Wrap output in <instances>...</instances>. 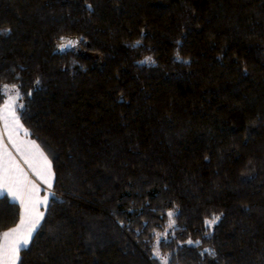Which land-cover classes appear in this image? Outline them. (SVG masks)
Masks as SVG:
<instances>
[{"label": "trees", "instance_id": "16d2710c", "mask_svg": "<svg viewBox=\"0 0 264 264\" xmlns=\"http://www.w3.org/2000/svg\"><path fill=\"white\" fill-rule=\"evenodd\" d=\"M4 29L54 170L18 264H264V0H0ZM19 218L0 196V235Z\"/></svg>", "mask_w": 264, "mask_h": 264}, {"label": "snow or ice", "instance_id": "6c2138e0", "mask_svg": "<svg viewBox=\"0 0 264 264\" xmlns=\"http://www.w3.org/2000/svg\"><path fill=\"white\" fill-rule=\"evenodd\" d=\"M89 9H91V5H87ZM11 29H4L0 30V35H4L7 33H10ZM62 43L59 45V48L61 51H63L66 48L69 47H76L77 44L80 43L79 40L73 41L68 40L66 43H64V37L60 38ZM137 44H139V41H137ZM179 59V57H177ZM152 58L148 57L145 61H141V63H146L151 61ZM184 63H188V61H183ZM154 63V62H153ZM36 85L40 84V80L37 79L35 81ZM20 86L19 85H8L3 84L0 85V99H2L5 95H7L9 92H15V96H9L7 100H5L4 107H3V113L7 117L9 114L11 115V118L14 122L18 123V117H16V110L19 108H22L23 105L17 104L16 102L20 99H22L21 93L19 91ZM26 95H31V93H27ZM15 146V145H14ZM32 147H35L34 143ZM17 151H22L23 154L27 155V150H21L19 147L17 148ZM42 155V154H41ZM208 157H205V160H207ZM26 163H29V161L26 159ZM31 167V164H29ZM46 168V174L45 172H37L36 175L39 179H41L42 182L46 183L49 188L52 187L51 179L53 178L54 174L51 171V165L50 162L46 161L45 164ZM30 184V189L27 191V198H24L23 192L24 190L18 186V182L13 180L11 177H7L5 175L0 174V196H4L5 191H7L13 198V202L16 200H19L21 205L24 208V213L21 215L19 224L9 231H6L3 233L4 242L0 243V264H17L18 262V253L19 251L23 249H27L28 245L30 244L33 233L36 231L38 226L40 225L41 220L44 218L43 212H38V208L40 205H44L47 207L48 204V195L44 196L42 199L38 197L39 188L35 183L28 182ZM54 195V194H52ZM35 197V198H34ZM174 212L170 211L167 213L170 223L169 227H173L175 224V221L171 218L174 216ZM220 215H213L211 219H206L204 221L205 225L209 228H212L216 224L219 223L221 216ZM165 239L167 238V234H164ZM9 238H12L9 242ZM187 243L189 245L196 244L199 245L200 241H192L188 240ZM204 252L209 253V255L215 256V252L213 250L205 249ZM153 255L160 259L162 261V264H168L167 259L160 256L159 251H154ZM201 255H204L202 252ZM10 257V260H9Z\"/></svg>", "mask_w": 264, "mask_h": 264}, {"label": "crops", "instance_id": "0c3cea01", "mask_svg": "<svg viewBox=\"0 0 264 264\" xmlns=\"http://www.w3.org/2000/svg\"><path fill=\"white\" fill-rule=\"evenodd\" d=\"M3 107V105L0 107V174L11 177L13 180L17 181L18 186L24 190L23 195L25 199L27 198V191L28 189H30V184L28 182L35 183L39 188V198L42 199L44 196L48 195V207L53 194L54 176L51 179L52 187L49 188L46 183L42 182L41 179L38 178L36 173L45 172L46 174L45 164L47 161L50 162L51 171L54 174L51 158L30 136L27 128L20 120L17 110L15 114L16 117H18V123L12 120L10 114L7 117L4 115L2 111ZM33 143L35 147H32ZM18 147L21 150H27L28 154L25 155L22 151H17ZM26 159L29 161V163L25 162ZM29 164H31V167L29 166ZM5 194H7L13 200L12 196L7 191H5ZM16 202H18L20 205L21 218V215L24 213V208L19 200H16ZM47 207H45L44 205H40L38 208V212H43L45 215ZM20 218L16 225L5 230L4 232L15 228L19 224ZM35 232L33 233V235L35 234ZM3 233L0 235V243L4 242ZM11 239L12 238H9V242L11 241ZM19 254L20 251L18 253V257Z\"/></svg>", "mask_w": 264, "mask_h": 264}, {"label": "rangeland", "instance_id": "374dc122", "mask_svg": "<svg viewBox=\"0 0 264 264\" xmlns=\"http://www.w3.org/2000/svg\"><path fill=\"white\" fill-rule=\"evenodd\" d=\"M67 42V41H65ZM9 96H15V92H9L7 95H5V99H4V102L0 105V107L3 105L4 106V103H5V100L8 99ZM17 104H19V100L16 102ZM25 126V125H24ZM52 198V197H51Z\"/></svg>", "mask_w": 264, "mask_h": 264}, {"label": "water", "instance_id": "95a60500", "mask_svg": "<svg viewBox=\"0 0 264 264\" xmlns=\"http://www.w3.org/2000/svg\"><path fill=\"white\" fill-rule=\"evenodd\" d=\"M69 40L76 41V40H79V38L76 37V36H73V37L69 38ZM79 41H80V40H79ZM65 43H66V42H65ZM79 44H80V43H79ZM79 44H77L76 46H78ZM69 48H73V47H69Z\"/></svg>", "mask_w": 264, "mask_h": 264}]
</instances>
